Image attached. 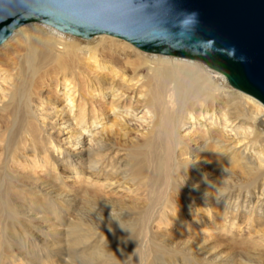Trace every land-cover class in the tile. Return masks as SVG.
Returning a JSON list of instances; mask_svg holds the SVG:
<instances>
[{
	"label": "bare ground",
	"instance_id": "obj_1",
	"mask_svg": "<svg viewBox=\"0 0 264 264\" xmlns=\"http://www.w3.org/2000/svg\"><path fill=\"white\" fill-rule=\"evenodd\" d=\"M76 37L30 22L0 44V110L15 115L10 100L17 94L21 108L16 113L25 119L20 127L32 122L43 132L41 156L26 160L32 171H52L64 184L57 168L64 166L72 181L67 192L75 193L77 185L92 196L91 205L106 214L114 205L134 200L128 195L136 197L141 191L135 181L150 177L144 175V164L155 162L169 177L162 186L146 182L150 215L141 226L144 244L153 242L157 225L163 233L200 235L203 217L205 229L216 227L233 239L252 240L246 235L248 227H264V106L245 93L231 104L224 75L195 60L147 52L107 34ZM136 49L168 57L146 56ZM139 65L144 73L137 72ZM247 121L252 125L245 128ZM127 129L144 137L148 148L133 177L108 146L112 135ZM29 138L34 142L32 135ZM184 167L196 171L198 179L210 175L207 184L213 179L216 183L210 199L194 198L182 212L174 196L184 198L187 185L179 187L170 179ZM235 171L262 182L252 181L245 193H235ZM221 172L230 182L220 180ZM57 196L66 201L65 194ZM128 242L133 255L140 256L136 237L131 235Z\"/></svg>",
	"mask_w": 264,
	"mask_h": 264
},
{
	"label": "rangeland",
	"instance_id": "obj_2",
	"mask_svg": "<svg viewBox=\"0 0 264 264\" xmlns=\"http://www.w3.org/2000/svg\"><path fill=\"white\" fill-rule=\"evenodd\" d=\"M128 45L131 46L129 43ZM137 52L146 56L156 55L139 50ZM195 63L207 69L201 62ZM137 68V72L144 73L142 65ZM209 71L213 76L218 74L213 70ZM223 85L226 91H232L229 96L231 104H235L233 101L238 98L245 97L244 93L228 86L225 80ZM18 99L19 96L15 94L10 100L15 115L8 114L10 109L0 110V264H264V227L261 226L248 227L246 235H251L252 240L240 237L233 239L232 234L226 230L215 229L216 227L212 230L205 229L203 223L206 218L203 217L200 224L204 233L200 235L174 231L163 233L157 229V225L153 242L144 244L142 234L145 228L142 227L146 216L150 215L146 213L149 203L146 182L162 186L169 177L155 162L144 164V175L149 174L150 177L140 183L135 181L141 191H138L136 197L128 195L134 200L126 199L125 203L114 205L112 211L106 210V214L100 211L101 207L91 205L92 196L84 194L77 185L75 193L70 195L67 192L72 181L67 178L69 174L64 166H57L64 176V184L52 171H32V166L26 160L31 161L38 155L41 156L44 136L32 122L25 129L20 127L25 119L16 113L21 108ZM235 112L238 113L236 109ZM251 123L245 122V128L250 127ZM26 130L30 132L26 134ZM261 130L264 137V125ZM118 132L111 136L108 146L122 160V168L133 177L138 160L148 149L147 141L129 129ZM30 135L34 137V142L30 141ZM220 174L222 182H230L225 172ZM243 174L235 171L231 176L234 178L232 186L235 193H245V190L254 185V181L258 184L262 182L253 175ZM204 176L198 179L197 172L190 167L173 173L171 182L175 181L179 187L187 185L184 198H181L180 193L174 196L177 209L182 212L188 210L189 201L194 198L203 200L207 196L210 199L216 182L213 179L214 182L209 185L207 181L211 180L210 175ZM58 193L65 194L66 201L61 200ZM101 199L106 200L104 197ZM194 207L197 209L200 206L196 204ZM215 214L216 210H213V215ZM159 226L164 227L163 224ZM131 235L136 237L140 256L132 253L133 248L128 242Z\"/></svg>",
	"mask_w": 264,
	"mask_h": 264
},
{
	"label": "water",
	"instance_id": "obj_3",
	"mask_svg": "<svg viewBox=\"0 0 264 264\" xmlns=\"http://www.w3.org/2000/svg\"><path fill=\"white\" fill-rule=\"evenodd\" d=\"M30 22L199 61L264 106V0H0V44Z\"/></svg>",
	"mask_w": 264,
	"mask_h": 264
}]
</instances>
